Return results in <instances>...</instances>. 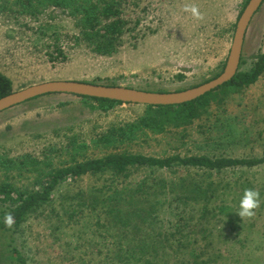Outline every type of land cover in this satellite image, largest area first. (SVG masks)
<instances>
[{"label":"rangeland","instance_id":"1","mask_svg":"<svg viewBox=\"0 0 264 264\" xmlns=\"http://www.w3.org/2000/svg\"><path fill=\"white\" fill-rule=\"evenodd\" d=\"M248 1L124 0L121 15L128 21V31L118 50L105 56L74 38L79 29L68 10L50 7L29 15L20 5H13V0H0V72L12 80L14 91L55 80L151 92L187 90L223 72L237 22ZM185 4L197 5L204 19L196 20L184 12ZM59 49L67 60H49V53ZM261 52L264 3L247 30L239 72L249 71ZM145 110L143 105L124 104L104 112L78 96L56 94L1 112L0 155H31L43 163L21 170L0 169V183L8 181L21 190L40 189V172L109 153L264 157V74L243 90L217 91L207 113L186 126L140 135L124 144L98 143V137L109 128L132 122ZM145 179L155 184L148 201L162 208L156 214L158 219L130 231L114 228L111 232L115 237L107 231L110 225L100 209L73 199L78 194L88 199L86 196L101 195L115 187H132ZM180 179L212 183L217 187L214 206L228 207V214L216 210L211 223L196 227L199 206L178 208L177 186L163 188V181L167 184ZM246 188L259 191L260 207L254 218L242 220L236 212ZM8 211V204L0 205V264H20L12 258L14 249L22 254L25 264H143L139 255H126L132 246L124 245L123 239L127 242L134 237L160 240L158 254L152 252L158 264H193L196 259L200 264H264V164L221 172L140 168L131 170L128 179L115 178L109 172L86 175L62 183L52 202L30 215L19 228L6 226ZM184 217H194L195 226L185 230L186 247L172 236ZM192 237L199 240L198 246L189 243Z\"/></svg>","mask_w":264,"mask_h":264},{"label":"trees","instance_id":"2","mask_svg":"<svg viewBox=\"0 0 264 264\" xmlns=\"http://www.w3.org/2000/svg\"><path fill=\"white\" fill-rule=\"evenodd\" d=\"M122 1L124 0H13L12 4L20 5L23 12L29 15H36L38 12L50 7L68 10L69 15L73 18L79 29V34L74 38L78 42L86 43L87 46L92 48L98 55L109 56L118 50L119 45L122 43V36L128 31V21L121 15ZM49 58V60L53 62L57 60L61 62L67 60L65 53L61 49H59L57 53H49ZM263 74L264 52H261L254 57L253 66L249 71L238 72L230 82L218 89L194 101L180 105L146 106L144 114L138 119L109 128L98 137L97 141L104 146L115 143L124 144L127 141L137 139L140 135H146L148 133L162 134L169 127L179 128L186 126L200 119L203 114L207 113L211 97L217 91L223 90L227 93L243 90V88L255 84ZM13 92L12 80L0 72V98ZM78 97L82 98L83 101L91 102L93 108L104 112H108L117 106L125 104L110 99ZM41 163L43 162L38 161L31 155H24L16 158L0 155V169H5V171L15 167H18L20 170L29 166L35 167L41 165ZM262 164H264V157L213 158L207 155H172L167 157H156L129 152L109 153L102 157L85 159L48 172L42 173L39 171L40 169H37L38 167L35 168V171L40 172L37 180L40 189L21 190L13 183L3 181L0 183V205L8 204V213H11L14 217L13 226L19 228L30 215L37 213L40 209L49 205L52 202L55 190L62 183L70 179H77L86 175L104 174L107 172L111 173L115 178L128 179L131 170L140 168L172 170L180 167L194 168L206 172H221L226 169L240 167L253 168ZM163 183V188L170 187L171 184L173 185L172 187L177 186L178 192H180L177 193L175 197L178 201V208H181V206H199V211L197 212L199 218L198 222L195 224L196 227L200 226L198 223H211V215L214 211L216 212V210H218L220 214H228L225 212L228 207L224 205L218 207L214 206L212 200L216 197L215 192L217 187H214L212 183L204 185L201 182L188 179H180L167 184L163 181ZM152 189H155V184H150L149 181L145 179L132 187H115L110 189V192L103 191L101 195L92 194L86 196L88 199L78 194L73 199L78 198V200L85 205L90 204L92 208L100 209L102 214H104L106 223L110 225L107 231H109L111 236L115 237L116 235L111 232L114 228L117 230L130 231L131 229L149 225L153 220L158 219L156 214L161 211L162 208L159 206L156 207L154 204H150L151 201H148L151 198L152 193L150 190ZM172 190H174V188H172ZM193 219L194 217L189 219L184 217L180 219L179 223L174 227L172 236L175 238L177 237L180 246L186 247L184 241H186L187 238L183 237V235L186 228L195 227L192 225ZM2 224L4 223L2 222ZM179 235L182 236L178 237ZM192 238L193 241L189 243L198 246L200 243L199 240H196V237ZM167 239H169V237H167ZM152 240L153 241H148L146 238L137 240L134 237L133 239H127L126 242L123 239V242H125L124 245L127 244L132 246L131 249L128 250L129 253L126 255L129 257H131L132 254L139 255L138 260L143 264H158L153 261V255L159 252L158 244L160 240ZM116 241L117 243L122 242L119 241V239ZM152 252H154V254H152ZM118 254L119 253H116L115 255ZM12 258L20 264H25L26 262L17 249L13 250ZM198 261L199 259H196V261H193V264H200ZM202 262L203 261H201V263Z\"/></svg>","mask_w":264,"mask_h":264},{"label":"water","instance_id":"3","mask_svg":"<svg viewBox=\"0 0 264 264\" xmlns=\"http://www.w3.org/2000/svg\"><path fill=\"white\" fill-rule=\"evenodd\" d=\"M263 3L264 0L248 1L237 22L232 47L223 72L204 84L177 92H151L124 86H109L75 80H55L35 84L0 98V113L49 94L110 99L125 104L143 106H170L194 101L230 82L239 72L247 30Z\"/></svg>","mask_w":264,"mask_h":264},{"label":"clouds","instance_id":"4","mask_svg":"<svg viewBox=\"0 0 264 264\" xmlns=\"http://www.w3.org/2000/svg\"><path fill=\"white\" fill-rule=\"evenodd\" d=\"M183 11L191 13L192 17L196 20H203V13L195 4H185ZM260 207V193L258 190L246 188L239 202V211L236 212L242 220L252 219L256 215V210ZM14 222V217L11 213L5 215V224L11 227Z\"/></svg>","mask_w":264,"mask_h":264},{"label":"crops","instance_id":"5","mask_svg":"<svg viewBox=\"0 0 264 264\" xmlns=\"http://www.w3.org/2000/svg\"><path fill=\"white\" fill-rule=\"evenodd\" d=\"M61 95H64V94H61ZM13 108V107H12Z\"/></svg>","mask_w":264,"mask_h":264}]
</instances>
